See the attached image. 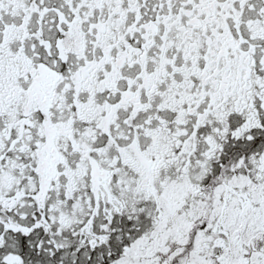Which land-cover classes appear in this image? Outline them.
<instances>
[{
	"label": "snow or ice",
	"instance_id": "snow-or-ice-1",
	"mask_svg": "<svg viewBox=\"0 0 264 264\" xmlns=\"http://www.w3.org/2000/svg\"><path fill=\"white\" fill-rule=\"evenodd\" d=\"M0 264H264V0H0Z\"/></svg>",
	"mask_w": 264,
	"mask_h": 264
}]
</instances>
